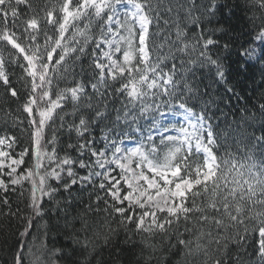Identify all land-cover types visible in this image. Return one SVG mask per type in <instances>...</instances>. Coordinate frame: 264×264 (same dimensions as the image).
Listing matches in <instances>:
<instances>
[{"label": "snow or ice", "instance_id": "1", "mask_svg": "<svg viewBox=\"0 0 264 264\" xmlns=\"http://www.w3.org/2000/svg\"><path fill=\"white\" fill-rule=\"evenodd\" d=\"M262 86L264 0H0V264H264Z\"/></svg>", "mask_w": 264, "mask_h": 264}, {"label": "trees", "instance_id": "2", "mask_svg": "<svg viewBox=\"0 0 264 264\" xmlns=\"http://www.w3.org/2000/svg\"><path fill=\"white\" fill-rule=\"evenodd\" d=\"M237 15H242V13L237 12ZM233 24L237 25V30H239V28L242 26V22H239V21H237L235 19H233ZM229 63L232 64L231 70H232L233 74H236V66H235V64H233L232 61H229ZM253 74L255 75V84H253L252 80L249 78ZM237 78L240 81H242V86L247 85V91H248L249 94H251L252 87H255L256 85H258L260 83L259 65L255 66L253 68H250L249 72L247 74L238 75ZM65 86L66 85L63 84V83L60 85V87H65ZM262 87H264V86H262ZM237 91H240V89L237 88ZM2 93H3V89L0 88V95H2ZM0 103H2V100H0ZM233 105L235 107H239V105L236 104V101H235L234 98H233ZM112 106L113 105H112L111 99H110L109 100V108L111 109ZM116 106L117 107L119 106V100H117ZM12 107L15 108V104H12ZM221 108H223V105H221ZM224 111L228 112L229 109L228 108H224ZM2 119H3V113H0V121H2ZM229 119L231 120L232 117L229 116ZM219 123L221 125V129H225L226 125H225V121L223 120V118L220 120ZM17 134L19 135V133H17ZM24 138H25V140L27 139V134L26 133L24 134ZM13 200H15V197H13ZM21 207H23V205H21ZM69 212H70L71 215H75V212L72 209H69ZM56 220H57V217L55 215H53V217H52L53 223H55ZM60 223L63 224V220L62 219H60ZM6 226H7V222L4 221L3 218H0V227H6ZM76 227L79 228V224H77ZM113 227H115V225H113ZM57 231H62V230H57ZM0 235H3V234H0ZM123 238H124L123 237V233H121L120 239L123 240ZM49 246H52L51 242H49ZM55 246L56 247H62V246L63 247H68V245L66 244V242L63 239V235H61L59 237V239L56 241ZM157 246L159 247V244ZM127 250L128 249L126 248V251ZM249 251H251V249ZM146 255H147V253H146ZM156 255L159 258V260H158V262H157V260H154L153 264H174V262H176V264H183V258L180 257V256H177V255H173L169 251H167V246L166 245H165V250L157 252ZM103 258L105 260H107L109 258L108 249H104ZM253 259H255V256H253ZM93 264H95V261H93ZM125 264H127V261L125 262Z\"/></svg>", "mask_w": 264, "mask_h": 264}, {"label": "rangeland", "instance_id": "3", "mask_svg": "<svg viewBox=\"0 0 264 264\" xmlns=\"http://www.w3.org/2000/svg\"><path fill=\"white\" fill-rule=\"evenodd\" d=\"M180 120V117L179 116H176V117H173V121L176 122V121H179ZM178 126V125H177ZM127 143H130V142H127ZM158 143V141H157Z\"/></svg>", "mask_w": 264, "mask_h": 264}]
</instances>
